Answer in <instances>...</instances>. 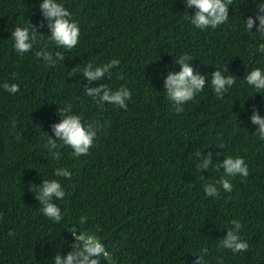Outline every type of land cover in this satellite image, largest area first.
I'll return each mask as SVG.
<instances>
[{
	"label": "trees",
	"instance_id": "trees-1",
	"mask_svg": "<svg viewBox=\"0 0 264 264\" xmlns=\"http://www.w3.org/2000/svg\"><path fill=\"white\" fill-rule=\"evenodd\" d=\"M259 0H230L228 20L216 28H195L182 0H63L80 28L78 45L59 49L64 58L45 66L34 54L47 41V18L39 0H0V85L19 84L16 93L0 87V264H54L72 251V231L95 233L111 252L101 264H264V139L249 116L264 115V91L256 93L243 76L264 68V38L245 31L241 19ZM37 27L33 49L18 54L10 32ZM258 23V22H257ZM255 31V25L253 26ZM190 53L194 71L228 69L235 83L217 97L203 91L176 112L164 93L165 66ZM116 57L110 75L90 83L72 67ZM125 85L126 108L103 105L84 87ZM68 107L85 122L99 125L89 152L79 157L61 144L58 155L45 147V131ZM59 143V142H58ZM197 151H211L213 164L197 170ZM221 153L218 157L216 154ZM241 156L248 175L231 178V191L207 196L203 184L218 180L216 159ZM65 167L70 177L55 176ZM55 178L65 189L55 202L64 212L54 222L39 211L36 184ZM219 187V185H218ZM87 217L81 224L80 216ZM239 219L248 248L233 253L219 241ZM11 230V231H10Z\"/></svg>",
	"mask_w": 264,
	"mask_h": 264
},
{
	"label": "clouds",
	"instance_id": "clouds-1",
	"mask_svg": "<svg viewBox=\"0 0 264 264\" xmlns=\"http://www.w3.org/2000/svg\"><path fill=\"white\" fill-rule=\"evenodd\" d=\"M182 3L185 8L184 12L189 13L188 10H192L187 19L197 29L216 28L229 18L230 0H182ZM38 7L42 10V15L47 18L50 30L47 34V41L54 44L57 50L54 52L46 43L35 49L34 54L43 60L45 66H55L59 60L64 58L63 52L59 49L70 50L78 45L80 28L78 23L71 18L72 14L64 6L63 0H39ZM241 20L245 31H252L264 38V0H259L251 14ZM254 25L255 31L252 30ZM38 32L37 27L31 23L30 26H15L10 32V37L16 53L22 55L32 50L37 42ZM258 50L264 51V43L258 45ZM192 61L190 53H181L173 60L174 63L179 64V70L173 71L170 67L165 66L167 74H160L163 76L164 93L167 99L172 102L176 112H182L184 105L203 91L206 84L217 97H221L235 83V76L226 74L228 69L214 68L208 77L207 73L201 74L194 71ZM119 64L120 60L116 57L99 64L89 61L83 63L82 67L79 64L73 66L68 76L82 73L83 75L79 79L87 78L90 83L102 76L110 75L111 70ZM243 79L256 93L264 91V68L252 67L244 74ZM0 87L9 93H16L20 86L18 83L6 81ZM83 89L86 96L92 97L101 105L107 102L121 108L127 107L126 100L131 95L130 89L125 85L112 89L109 84L101 83L97 87L86 86ZM57 111L61 119L52 125L51 131L59 139H54L49 131H45V147L48 149L49 155H58L61 144L69 146L74 157H79L81 154L86 155L94 143L99 125L95 122L83 121L80 115L72 112L68 107L57 109ZM249 120L252 124L258 125L254 130L258 138L264 139V115L254 109ZM216 155L219 157L221 153L218 152ZM195 156L198 157L196 167L199 172L202 169L208 170L214 162L211 151H197ZM215 161H218V164L214 166L221 167L223 175L218 180L213 179L212 182L203 184L205 195L213 197L218 196L221 189L231 191L232 177L248 175V165L241 156L224 155L222 160L216 159ZM54 173L58 177L71 176V172L65 167H57ZM34 193L40 202L39 211L54 222L61 221L64 212L55 202L63 200L65 197V189L61 182L55 178H43L41 184H36ZM79 221L81 224L86 223L87 217L82 215L79 217ZM229 223L231 227L226 228V235L219 241L220 246L231 249L233 253L246 250L248 243L241 239L239 234L240 220L232 219ZM72 235L74 237L73 250L63 257L59 254L55 255L52 258L54 264H101L102 259L105 261L110 259L111 252L95 233L72 231ZM192 264H205L203 256H194Z\"/></svg>",
	"mask_w": 264,
	"mask_h": 264
}]
</instances>
